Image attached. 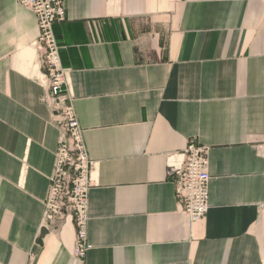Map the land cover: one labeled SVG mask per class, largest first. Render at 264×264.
<instances>
[{
	"label": "crops",
	"instance_id": "0c3cea01",
	"mask_svg": "<svg viewBox=\"0 0 264 264\" xmlns=\"http://www.w3.org/2000/svg\"><path fill=\"white\" fill-rule=\"evenodd\" d=\"M53 25L93 163L83 260L42 227L58 130L34 14L0 0V264H264V0H64ZM208 150L190 222L168 166Z\"/></svg>",
	"mask_w": 264,
	"mask_h": 264
},
{
	"label": "built area",
	"instance_id": "2783aa9c",
	"mask_svg": "<svg viewBox=\"0 0 264 264\" xmlns=\"http://www.w3.org/2000/svg\"><path fill=\"white\" fill-rule=\"evenodd\" d=\"M16 3L36 18L38 36L34 48L47 88L40 101L48 107L51 121L58 129L54 167L49 177L41 225L57 229L70 220L75 228L73 256L83 260L89 248L86 243L88 192L94 166L83 144L82 130L67 88V71L60 64L59 46L53 34V25L65 20L64 0H16ZM207 154L205 146L189 142L182 162L168 166L180 210L192 223L204 218L208 211Z\"/></svg>",
	"mask_w": 264,
	"mask_h": 264
},
{
	"label": "rangeland",
	"instance_id": "374dc122",
	"mask_svg": "<svg viewBox=\"0 0 264 264\" xmlns=\"http://www.w3.org/2000/svg\"><path fill=\"white\" fill-rule=\"evenodd\" d=\"M43 72V71H42ZM45 87H46V85H45V83L43 84ZM45 105V104H44ZM52 122V121H51ZM58 130V129H57Z\"/></svg>",
	"mask_w": 264,
	"mask_h": 264
}]
</instances>
